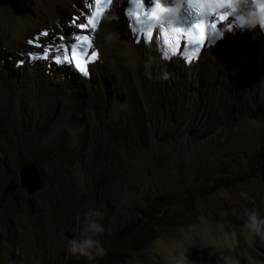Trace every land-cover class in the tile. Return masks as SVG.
I'll use <instances>...</instances> for the list:
<instances>
[{"label":"bare ground","instance_id":"bare-ground-1","mask_svg":"<svg viewBox=\"0 0 264 264\" xmlns=\"http://www.w3.org/2000/svg\"><path fill=\"white\" fill-rule=\"evenodd\" d=\"M88 9V0H0V112L10 120H14L16 113L24 112L30 131L23 136L29 146L48 141L61 129L67 130L75 144L70 165L82 180L86 176L83 158L92 152L87 146L89 134L107 132L101 122L104 107L125 118L124 133L128 134L133 117L130 104H141L153 136L169 137L175 118L187 112L197 93L214 91L224 97L231 91L239 92L243 82L248 86V94H253L258 86H251V77L264 84V36L258 26L244 31L234 24L228 31V26L220 40L203 47L196 61L185 66L179 56L169 60L159 57L157 29L152 32L151 43L146 42L143 32L134 31L126 0H112L110 7L100 13L94 31L77 26L86 23ZM77 35H89L90 51L97 52L96 60L88 65V78L69 66L49 63V58ZM44 46L49 48V56L34 58L40 57ZM4 57L8 59L1 61ZM4 100L6 106L2 104ZM255 131L254 126H248L234 138L221 141L228 147H239ZM8 153L7 146L0 141V156L7 155L11 165L13 158ZM205 156L203 151H196L174 162L168 174L173 186L186 185L190 196L198 179H213L207 174L192 180ZM118 160L123 164L120 155ZM242 164L243 159L236 156L232 170H239ZM183 166L187 169L183 170ZM55 177L57 190L62 192L65 178L60 174ZM240 187L250 200L242 199L236 189L220 187L208 195L194 197V213L188 225L168 224L150 244L155 263L264 264V241L244 228L248 212L257 210L264 217V185L254 179ZM47 188L48 185L39 193L40 197H44ZM88 195L86 188L84 196ZM79 208L80 203H76L50 212L44 217V229L54 227L63 215L73 214ZM119 223V219L103 222L104 232L97 236L110 233ZM146 254H140L134 264H154Z\"/></svg>","mask_w":264,"mask_h":264},{"label":"rangeland","instance_id":"rangeland-1","mask_svg":"<svg viewBox=\"0 0 264 264\" xmlns=\"http://www.w3.org/2000/svg\"><path fill=\"white\" fill-rule=\"evenodd\" d=\"M45 49L49 48L44 46ZM250 80L251 86H258L253 94H248L243 82L239 92L231 91L224 97L214 91L197 93L187 112L175 118L169 137L153 136L141 104H130L133 117L127 135L125 118L104 107L101 122L107 132L88 136L87 146L92 152L83 158L85 180L70 165L75 144L67 130L61 129L48 141L29 146L23 136L30 131L24 112L16 113L14 120L0 112V141L13 158L10 165L7 155L0 156V264H134L142 253L156 264L150 244L161 236L162 227L188 225L194 213V197L208 195L220 187L236 189L242 199L250 200L240 186L254 179L264 185V84L253 77ZM5 103L6 100L2 102ZM248 126H254L256 131L247 143L228 147L221 141L234 138ZM200 150L206 160L192 180L207 174L214 178L209 182L198 179L188 196L187 186H173L168 174L174 162ZM236 156L243 159V164L239 170H232ZM27 165L36 167L40 177V187L32 192L19 184V173ZM58 174L66 181L62 192L57 190ZM11 181L14 188L6 190ZM47 185V192L40 197ZM76 203L81 208L63 215L54 227L44 229V217L50 212ZM89 209L102 213L98 221L101 224L115 219L122 222L113 232L96 236L107 253L91 261L67 251L68 240L81 238L84 214Z\"/></svg>","mask_w":264,"mask_h":264},{"label":"clouds","instance_id":"clouds-1","mask_svg":"<svg viewBox=\"0 0 264 264\" xmlns=\"http://www.w3.org/2000/svg\"><path fill=\"white\" fill-rule=\"evenodd\" d=\"M154 10H158L160 19L169 24L174 23L181 12H187L200 17V20L207 16L231 17L235 27L241 31L253 30L257 26L264 31V0H172L171 4L154 0ZM231 29L232 25H229L227 30ZM246 215L244 228L264 241V217L257 210ZM102 218L101 212L91 209L84 214L81 238L68 240V253L86 257L90 261L106 255L101 242L95 239L104 232L102 224L98 222Z\"/></svg>","mask_w":264,"mask_h":264},{"label":"snow or ice","instance_id":"snow-or-ice-1","mask_svg":"<svg viewBox=\"0 0 264 264\" xmlns=\"http://www.w3.org/2000/svg\"><path fill=\"white\" fill-rule=\"evenodd\" d=\"M93 2V0H88V3L91 5ZM112 4V0H107L106 3L101 4V0H96V5H97V11L93 12L87 19L86 23H81L78 24L77 26L82 29V30H95L96 27L98 26V20H97V16L99 15V12L107 9L108 7H110V5ZM130 17L134 16V13H129L128 14ZM145 17L147 19L145 20H140L139 16L135 17V22H134V29L136 26V23H139L141 25H143L144 27H148L149 31L146 34V42H153V33L151 31V25L149 24V19H155V15L152 12H147L145 13ZM73 23L75 24L76 21H73ZM160 27H163V24H160ZM171 26L169 25V28ZM212 27H216V25H212ZM141 31H143V29H141ZM44 35H47V33H45ZM184 34L183 33H176L175 35L168 31L165 30L163 33H158L156 36L157 40H162V42L167 43L170 47H176L177 51H179V43L180 40L183 39ZM76 40L78 42L79 45H84L87 44L89 47H91V41H90V37L89 35H77L76 36ZM31 43V41H30ZM37 47H39V45H37ZM45 51V56L42 58H46L47 57V49L44 50ZM86 55V53H85ZM95 54L93 53L91 57H88L87 60H83L80 58V54L78 52V46L77 45H73L72 46V57L71 60L75 61L76 63V67L84 74L87 75V69L85 67V64L87 62H89L92 58H94ZM34 58H40V57H34ZM64 59L67 61L69 60V57L67 55L64 56Z\"/></svg>","mask_w":264,"mask_h":264},{"label":"water","instance_id":"water-1","mask_svg":"<svg viewBox=\"0 0 264 264\" xmlns=\"http://www.w3.org/2000/svg\"><path fill=\"white\" fill-rule=\"evenodd\" d=\"M19 184L26 189L27 192H32L40 187L39 172L33 165L24 166L19 173ZM14 181L6 187V190L14 188Z\"/></svg>","mask_w":264,"mask_h":264}]
</instances>
